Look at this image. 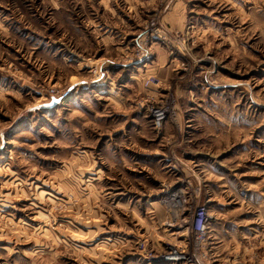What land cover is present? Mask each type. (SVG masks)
<instances>
[{
    "label": "rangeland",
    "instance_id": "374dc122",
    "mask_svg": "<svg viewBox=\"0 0 264 264\" xmlns=\"http://www.w3.org/2000/svg\"><path fill=\"white\" fill-rule=\"evenodd\" d=\"M170 246L264 264V0H0V264Z\"/></svg>",
    "mask_w": 264,
    "mask_h": 264
},
{
    "label": "built area",
    "instance_id": "2783aa9c",
    "mask_svg": "<svg viewBox=\"0 0 264 264\" xmlns=\"http://www.w3.org/2000/svg\"><path fill=\"white\" fill-rule=\"evenodd\" d=\"M163 109L162 108H154L152 109V114L154 117V124L156 126H159L163 121ZM207 214L205 207H198L195 209L194 213L192 214V222H191V229L194 231L195 235V241L197 243L198 239L205 240L208 237V229L207 228ZM163 256L165 254L163 253ZM187 253L185 255V258L187 259ZM168 261L172 262L170 258L165 256ZM188 263L190 264V261L187 259ZM173 263V262H172Z\"/></svg>",
    "mask_w": 264,
    "mask_h": 264
},
{
    "label": "bare ground",
    "instance_id": "6f19581e",
    "mask_svg": "<svg viewBox=\"0 0 264 264\" xmlns=\"http://www.w3.org/2000/svg\"><path fill=\"white\" fill-rule=\"evenodd\" d=\"M162 253L165 254L168 258L171 259V264H189L185 258L186 252L175 247H167L165 250H162Z\"/></svg>",
    "mask_w": 264,
    "mask_h": 264
}]
</instances>
